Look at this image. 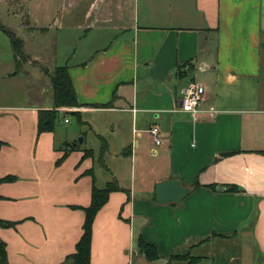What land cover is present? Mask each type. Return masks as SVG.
I'll return each instance as SVG.
<instances>
[{"label":"crops","instance_id":"1","mask_svg":"<svg viewBox=\"0 0 264 264\" xmlns=\"http://www.w3.org/2000/svg\"><path fill=\"white\" fill-rule=\"evenodd\" d=\"M18 5L24 28L69 32L73 112L107 147L103 155L98 143L77 148L81 130L39 132V110L54 101L0 105V178L13 177L0 183V217L17 223L0 226L10 264H64L94 182L111 181L121 189L95 217L91 264H264V0ZM190 81L204 85L202 105L216 113L180 109ZM167 179L189 188L180 202H157L156 185ZM140 237L157 246V259L139 253Z\"/></svg>","mask_w":264,"mask_h":264},{"label":"rangeland","instance_id":"2","mask_svg":"<svg viewBox=\"0 0 264 264\" xmlns=\"http://www.w3.org/2000/svg\"><path fill=\"white\" fill-rule=\"evenodd\" d=\"M16 7L10 10L0 3V25L10 28L15 37L21 40V55H17L11 34L5 27H0V105H47L54 101L51 78L48 71H53L56 67L65 65L71 54L72 38L69 32H57L54 29L33 30L23 27V18L19 14H14V10H19L18 2L21 0H8ZM22 22V23H21ZM79 43V42H78ZM78 45V44H77ZM262 88L264 95V53L262 70ZM72 107V106H62ZM59 112L53 127L47 131H55L56 137L75 135L78 131H83L87 135L83 144L76 145L77 148H91L101 141L96 138L89 126L81 123L80 118L75 113ZM68 117L69 121H65ZM84 135H80L79 137ZM100 152H96L97 163L99 164V182L102 174L106 173L100 167ZM107 174V173H106ZM102 183V182H101ZM67 264H72L70 260Z\"/></svg>","mask_w":264,"mask_h":264},{"label":"trees","instance_id":"3","mask_svg":"<svg viewBox=\"0 0 264 264\" xmlns=\"http://www.w3.org/2000/svg\"><path fill=\"white\" fill-rule=\"evenodd\" d=\"M0 27H5L0 25ZM6 31L11 34L14 48L17 55H21L20 42L18 38L15 37L14 32L5 27ZM51 78L52 90L54 93V106L52 109H42L39 110V132L47 131L52 129L54 121L60 112L59 107L62 106H78L79 102L77 99V92L73 80L70 75V69L67 64L56 67L53 71L47 72ZM186 72H180L179 75L184 76ZM75 113V112H73ZM5 144L0 140V147ZM76 147V146H75ZM71 147V148H75ZM107 147L106 140L102 142L103 155ZM93 151L89 150L85 152V157L90 156ZM68 154V150H65L63 156L59 159V162L64 159ZM12 176H5L0 178V183L5 181H11ZM201 186V183L196 180L192 185V189ZM216 187V186H215ZM118 183L116 181L109 182L105 187L99 188L96 183L93 184L92 198L90 205L83 207L85 211V220L83 223V233L77 242L76 251L67 256L64 264H67L72 260V264H91V249H92V239H93V223L97 213L108 201L109 195L112 191L120 190ZM229 190H238L236 186L228 187ZM16 222L6 220L0 217V226L4 228L15 227ZM138 250L139 253L144 254L148 259H157L159 257L158 249L155 244L149 243L143 238L138 239ZM0 264H10L7 243L0 237Z\"/></svg>","mask_w":264,"mask_h":264},{"label":"built area","instance_id":"4","mask_svg":"<svg viewBox=\"0 0 264 264\" xmlns=\"http://www.w3.org/2000/svg\"><path fill=\"white\" fill-rule=\"evenodd\" d=\"M206 89L204 85L197 81H190L184 84L180 89V109L182 111L193 114L194 116H199L201 114H214L217 112L215 108L205 109L203 107V100L205 97ZM59 111L73 112L77 110V107H59ZM65 121H69L68 117ZM155 143L160 145L163 143L164 139L161 135V130L158 126L154 125L149 129Z\"/></svg>","mask_w":264,"mask_h":264},{"label":"water","instance_id":"5","mask_svg":"<svg viewBox=\"0 0 264 264\" xmlns=\"http://www.w3.org/2000/svg\"><path fill=\"white\" fill-rule=\"evenodd\" d=\"M83 139L82 136L79 137L78 143H83ZM188 192L189 188L183 186L179 179L163 180L156 185V199L160 204L180 202Z\"/></svg>","mask_w":264,"mask_h":264}]
</instances>
